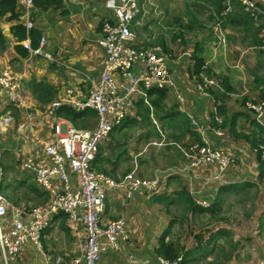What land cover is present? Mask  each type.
<instances>
[{
  "label": "crops",
  "instance_id": "0c3cea01",
  "mask_svg": "<svg viewBox=\"0 0 264 264\" xmlns=\"http://www.w3.org/2000/svg\"><path fill=\"white\" fill-rule=\"evenodd\" d=\"M214 1L217 0H157L160 3V11L158 10L156 17L152 15L144 19L146 6L151 3V0H139L143 13L139 12L137 15L139 17L136 16L134 19L135 45L147 48L159 47L166 57L173 80V85L166 88V96L161 103L164 109L173 108L175 114L170 118L167 117L165 121L157 120L158 129H163V134H170L173 139H176L175 141L184 144L187 140L194 139L189 132L184 133V127L188 126L194 131L195 136H199L201 140L203 137L208 139L212 146L224 150L236 163L230 165L219 179H213L216 173L214 165L185 168L186 160L180 151L176 147H170L173 158L168 167H172L174 172H169L164 180L160 181L157 190L141 189L135 191L130 198L124 196L123 190L110 192L105 200L104 211L111 215L126 213L122 218L126 222L127 239L119 242L116 250L108 249L103 252V264H158L155 250L164 233L166 243L172 242L174 246L184 251L186 255L183 256L186 261L184 264L207 257L214 243L220 242L221 238L226 239L229 245L238 246L239 243L232 229L220 225V215L215 217L219 222L214 225L208 235L204 236L205 242L202 246L208 247L202 252L207 254L205 257L200 255L199 259H192L187 247H182V242L180 244L174 238L169 239L170 228L175 221V218L169 217L170 207L177 203L183 205V210L187 211L185 202L187 193L194 200L202 197L211 203L220 189H227L221 193V201L234 193L249 192L244 197L251 200L248 205L249 211L245 215L247 217L255 215L258 202L250 197V188L254 189V195L257 194L256 188L260 189V193L264 190V174L261 176L264 165H261L263 157L257 156L251 142L252 139L264 141V129L245 108V103L264 100V49L250 45L259 37L264 38V28H257V31L252 30L254 28H246L248 32H245L246 17L241 14L233 21H228L226 19L228 13L222 16L223 11L216 12ZM171 3L174 4V8L182 7L186 15V19H178L179 27L170 37L171 44H177L176 47H170L166 43L162 32L156 34L155 30L150 28V23L153 22L157 29L162 30L160 12L168 14ZM202 8L205 11L206 20L215 22L223 18L228 25L222 27L218 22L215 24L213 22L214 25L211 28L207 27L200 21L199 12ZM192 13L201 24L196 25L198 28L193 27L192 31L187 30L188 35H186L185 31L182 33L178 29L184 28V24L191 18ZM107 16L109 13L104 7V0H61L60 6L52 5L45 10L35 7L34 4L25 9L18 0H15L13 9L8 8L0 12V30L5 39L4 47H0V72L7 70L17 78L21 87L20 94L25 103L19 108L13 106L6 92L0 89V115L10 113L14 116V122L8 126V131L0 134V143L2 141L0 156L4 170L11 168L9 164L14 163L22 174L30 176L34 181L33 175L24 173L22 171L24 169L21 168V161L32 152L33 143L39 140L52 141L54 138L52 127L58 120L73 126L68 119L54 114L51 103L67 95L78 99L84 98L97 81L102 70L103 53L96 42V34L101 20ZM166 19L163 23L169 26ZM27 23H31L32 26L28 28ZM217 25L220 27L224 41L218 37ZM18 26L24 27L26 33V37L22 40H19L16 35ZM178 34L181 37H177ZM150 36L154 39L150 40ZM40 37H45L44 48L51 55L50 59L33 55L31 50L26 55H20L15 49L16 45H22L29 50L31 43L34 41L38 44ZM197 42L202 43L198 54L202 61L201 67L204 65L205 69H209L218 83V86L208 88L204 94L196 87L200 76L195 72L193 58ZM247 50L251 52L247 53ZM30 79L50 85L51 96L45 100H39L33 96L27 86ZM117 80L120 81L118 76ZM67 90H70V94ZM178 95H181V101L178 100ZM82 111H85L84 115L77 118L79 126L76 128H93L97 122L95 111L92 109ZM137 111V105H135L127 117L133 118L134 122L131 124L138 123V120L148 122L138 115ZM217 117L220 121L216 120ZM192 118L197 121V126L191 125ZM91 119H94L95 123L94 126L89 127L86 121L91 122ZM127 125L129 123L123 126ZM214 126L222 129V136L213 134ZM150 130L153 134L157 128ZM110 134L112 135L113 132ZM110 139L111 137L107 140L110 141ZM101 144L98 146L95 159H99L98 164L101 163L105 167L107 162L104 158L109 156L101 155ZM5 153L8 154L5 162L2 163V155ZM136 165L138 173L147 174L138 168V163ZM134 166L135 163L128 171ZM19 184L24 185V179ZM29 186L35 188L38 194L42 192L35 183ZM42 195L38 205L48 199L47 194ZM127 204L135 206L131 213L124 207ZM262 212L264 209L256 211L259 215ZM204 213L207 212L199 215ZM207 214L210 215V213ZM102 220H108L104 212ZM56 228L62 233V239L58 243H55L53 239ZM85 236L81 224L74 227L64 214L59 213L52 217L43 229V236L41 241L39 240L40 249L30 239L26 241L25 252L19 256H11L0 248V264H44V254L55 255L61 248H64L63 253H67L65 257L70 260L71 257L82 254ZM194 251V254L199 252L198 249ZM69 260H63L64 264H67Z\"/></svg>",
  "mask_w": 264,
  "mask_h": 264
},
{
  "label": "built area",
  "instance_id": "2783aa9c",
  "mask_svg": "<svg viewBox=\"0 0 264 264\" xmlns=\"http://www.w3.org/2000/svg\"><path fill=\"white\" fill-rule=\"evenodd\" d=\"M232 1L242 3L245 10L256 18L264 15V0H226L227 10ZM18 3L28 9L33 5V0H18ZM104 7L109 16L101 20L96 34V42L103 53L102 70L97 81L84 98L67 95L51 103L52 110L64 104L76 111L92 109L96 113V125L93 128H76L58 120L52 127L53 140L36 141L32 152L22 159L21 168L26 172L33 171L35 185L48 195V199L40 205L26 207L14 204L0 194V248L11 256L22 255L28 239L40 249L41 231L56 213L63 212L74 227L81 224L86 234L82 254L71 257L67 264H98L104 251L116 250L118 243L127 239L125 219L119 217L102 220L109 193L123 190L124 196L130 198L135 191L141 189L155 191L159 188L160 181L169 172H174L172 167L156 168L150 176H141L137 173L135 162L132 170L122 176L112 177L93 167L99 144L108 139L116 124L131 114L135 103L142 100L152 110L148 90L173 85L169 66L161 49L135 45L133 23L140 10L139 0H104ZM31 26V23H27L28 28ZM217 31L219 39L224 41L218 25ZM44 47L45 37H40L37 47L30 50L33 55L50 59L51 55ZM262 48L264 49V45ZM216 86L217 80L203 72L196 84L198 91L203 94L208 88ZM0 89L6 92L13 106L19 108L25 104L17 78L7 70L0 72ZM67 93L70 94V90ZM177 97L179 101L182 100L181 95ZM245 108L264 127V100L247 101ZM150 118L161 136L153 144L162 146L165 144V134L158 129L157 119L152 111ZM216 120L220 121V118L217 117ZM13 122L12 114L0 115V134L6 133ZM191 125L197 126L194 118L191 119ZM212 132L216 136L223 135L222 129L218 127H213ZM201 141L187 145L178 141L169 143L186 160L185 168L214 165L216 173L213 179H219L233 159L224 150L212 146L208 139L203 137ZM258 147L264 155V144H259ZM2 179L0 156V185ZM195 201L202 207L210 204L202 197ZM49 256L44 254V264H50ZM54 258L55 264L63 261L60 255L55 254ZM156 258L158 264H180L181 259Z\"/></svg>",
  "mask_w": 264,
  "mask_h": 264
},
{
  "label": "rangeland",
  "instance_id": "374dc122",
  "mask_svg": "<svg viewBox=\"0 0 264 264\" xmlns=\"http://www.w3.org/2000/svg\"><path fill=\"white\" fill-rule=\"evenodd\" d=\"M173 6L174 4L171 3V9L168 14L160 12V15H162L160 19V27H162V30L157 29V27L153 25V22L150 23V28L154 29L156 34H159L160 32L164 34L166 43H168L170 47H176L177 45L171 44L170 37L177 31L176 28L179 27L178 19H186L184 9L176 6L174 8ZM146 8L144 19L152 15L156 17L158 10L160 11V3H158L157 0H151V3L148 4ZM139 12H141V14L143 13L141 9ZM204 13L205 11L202 8L199 12L200 18L202 19H200V21L207 27L211 28L215 22L213 21V24V22L206 20ZM164 19H166L169 26H167L166 23H163ZM195 28L198 27L196 26ZM178 31H181L182 33L185 31V34L188 35L187 30L184 28H179ZM152 39L154 38L150 36V40ZM250 52L251 50H247V53ZM86 123L91 127L94 126L95 120L91 119V122L86 121ZM155 126L156 125L152 120L149 122L138 120V123H129L127 126H122L119 129H116L112 135L109 134L108 140L111 137L110 141L106 140L101 142V155L109 156L113 160L118 154L122 155V160L114 172L115 176L124 174V172L126 173L132 168L135 162L138 163V168L147 173L141 174L139 172L141 176L145 177H148L149 174L151 175L154 168L163 169L171 165L170 161L171 158H173V154L167 149V147L171 146L173 148L175 146H169L168 141L172 142L176 139H173V136L164 133L165 145H154L153 142H157L161 139L160 134L159 136L155 133L151 134L150 129L154 128L156 130ZM0 145H2V141ZM124 150L126 151L125 153L122 152ZM7 154L8 153L2 155V163L5 162ZM9 159L13 160L11 157H9ZM9 166L11 168L7 170H4L2 167L3 179L0 185V194L7 197L14 204L24 205L26 207L38 205L42 196L29 186L34 183L33 179L31 180L30 176L22 174L16 164L10 163ZM110 167L111 165L109 163L105 164L106 169L110 170ZM22 171L28 173V175L32 174L34 176L33 171ZM73 178L76 180L75 176H73ZM22 179H24V185L19 184ZM37 188L40 189L39 186H37ZM255 190L257 191V194L254 195V189L250 188V197H253V199L258 202V205L255 207V210L258 211L259 209H264V190L261 193L259 188H256ZM248 193L249 192L234 193L224 198L220 210L215 213L214 217H211L207 213L202 215L195 214L194 216L192 213L189 214V211H184L182 208L183 205L177 203L170 207L171 212L169 211V217L175 218V221L170 228L169 239L174 238L179 241L180 244L182 242V247H187L192 259H199L200 255H204L202 254L204 249L208 248L203 247L202 243L205 242L204 236L208 235V233L214 228V225L219 222V220H216L215 218L216 215L221 216L220 225H225L232 229V232L235 234V238H237V242L239 243L238 246H232L228 244L226 239L221 238L220 242L214 243L212 251L208 252L209 255L207 257L201 258L198 261H192L190 264H264V227L262 228L258 225L259 214H257L256 211L255 215H250V217L245 215V213L249 211L248 205L251 201L250 198H244ZM146 202H148V200ZM124 207L129 213H131L135 206H129L127 204ZM121 213L123 214L113 213L111 215L104 211L106 219H115L126 215L124 212ZM133 215L136 216V214ZM42 236L43 230L41 231L39 238L41 239ZM53 239L55 243H58V241L62 239V233L58 228L54 231ZM196 249H198L199 252L194 254V250ZM178 251L181 254H179V256H182L183 258L185 255L184 251L182 249ZM63 252L64 248H61V250L56 252V255H60L64 261L69 260L65 257L67 253ZM49 255L50 264H55L54 255ZM103 256L104 253L101 254L98 264H103ZM64 261H61L59 264H64Z\"/></svg>",
  "mask_w": 264,
  "mask_h": 264
},
{
  "label": "trees",
  "instance_id": "16d2710c",
  "mask_svg": "<svg viewBox=\"0 0 264 264\" xmlns=\"http://www.w3.org/2000/svg\"><path fill=\"white\" fill-rule=\"evenodd\" d=\"M14 1L15 0H3V1H0V12L2 13L5 10H7L8 8L13 9ZM33 4L35 5V7L45 10V9L49 8L50 6H52V5H55L56 7L60 6L61 0H33ZM214 6H215V9H216V12L217 11L218 12L219 11H223V13H221V15L222 14L225 15L226 13H228L227 14L228 16L226 17V19L228 21H233L235 19V17H237V16H239L241 14L244 17H246V20L244 21V31L245 32H248L246 30V28H254V29H252L254 31H257V28H264V15H259L256 18L250 12L246 11L244 5L242 3H240V2H238V1H232L229 10H227L226 0H217V1H214ZM189 12H191V11H189ZM216 22H218V24H221L222 27H225L226 25H228L227 22H224L223 21V18L217 19L215 21V23ZM199 24H201V23H199L196 20V18L194 17V14L192 13L191 18L188 20L187 23L184 24V28L186 30H188V31H192L193 30V27H195L196 25H199ZM99 26H100V24H99ZM99 26H98V28H99ZM16 28L18 29V31L16 32L17 38L19 40L24 39L26 37V33L24 31V27L18 26ZM178 36L181 37L180 34H178L177 37ZM253 37H254V35H253ZM263 40H264L263 37H259L253 44H250V45L258 46L261 49L262 46L264 45ZM4 45H5V39L2 36L1 30H0V47L3 48ZM37 45L38 44L33 41L31 43V48L33 49V48L37 47ZM195 46H196V48H195L194 54H193V58H194V61H195V66H196L195 72L197 73V75L198 74L200 75V73L203 72V73H206L209 76L214 77L213 74L210 73L209 69L208 70L205 69L204 65L201 67V62L202 61H201V58H199L198 54L200 52L202 43H198ZM15 49L17 50V52L20 55H26L27 53L30 52V50H27L22 45H16L15 46ZM27 86L30 89L32 95L35 96L39 100H45L48 97H50L51 94H52V88H51V86L48 85L47 83L43 82V81H38L36 79H30ZM148 93L150 95V104H151L152 110L150 109L149 106L145 105L142 100H139V101H137L135 103V105H137V109H138L137 114L138 115H140V116H142V118L148 120V122L151 121V119H150V113H151V111H152L153 115L156 117V119L157 120H160V121H165L167 117L170 118V117L174 116V114H175L174 109L173 108L164 109L163 108V105L161 103L163 101L164 97L166 96V88L152 87V88H150L148 90ZM53 112H54V114H56L58 116H61V117H64V118L68 119L69 121H71V123L73 124L74 127H77L79 125L77 124V121L76 120H77V118H80L82 115H84V112L85 111L77 112L72 107L64 104V105H61V106L57 107L56 109H54ZM127 117L125 118L126 120L123 119V121L125 120L124 122H120V123L116 124L112 128L113 131L111 130V132H114L116 129H118L119 127L123 126L125 123L134 122L133 118H131L132 119L131 120L130 118H127ZM183 122H185V121H183ZM216 124H217V121H216ZM259 126L264 129L263 126H261V125H259ZM214 127H218V126H214ZM82 128H84V127H82ZM184 128H185L184 133L185 132H189L190 135L194 138L193 140H187V142L184 143V145H187L188 143H191V142H198V143H201L202 142L201 141V138H199V136H195L193 134L194 131L190 130L188 128V126H185ZM161 131L163 132V129H161ZM154 133L156 135H158V136L160 134L158 130H156ZM168 135L169 136H172L170 134H168ZM169 142L170 141H168L169 146L172 145ZM259 144H264V141L252 139L251 145L253 146L254 149H256L257 156L258 157H261V156L263 157V158H261L262 159L261 165L262 164L264 165V155L261 154V149L258 147ZM170 147H167V149H169ZM122 152L125 153L126 151L124 150ZM104 159H105L104 160L105 162H107V163H109L111 165L110 170H108L104 166H102L101 163L99 165L98 164L99 159H94V161H93V167L95 165L94 168L96 170L101 171V172H103V173H105V174H107L109 176L116 177L115 174H114V172H115L116 168L118 167V164L122 160V155L121 154H118L115 157L114 160L111 159L110 157H105ZM233 163H236V161L234 162V160H233L232 164ZM137 173H138V171H137ZM263 174H264V170L261 172V176ZM34 190H35V192H37L35 188H34ZM225 190H227V189H220L219 190V193L217 194V196L215 197V199L213 200V202H211L209 204L208 207H202V206H200L187 193V196L185 198L186 210L187 211H190V213H192L194 215L196 213L200 214V213H203V212H207V213H210V215L212 217H214L215 216V213L220 210L221 203H222V201L220 200L221 199V196H222L221 193L223 191H225ZM228 191H230V190H228ZM43 193L44 192H41L39 194L42 195ZM42 197H43V195H42ZM158 199L159 200H162L163 198H158ZM59 213L64 214L63 212H58L55 215H57ZM64 215L66 216V214H64ZM258 225L260 227H262V228L264 227V212L260 213V215H259ZM165 232L167 233L168 231H165ZM164 235H165V233L160 238L159 245H158L157 249L155 250V254L158 257H163V258H166V259H169V260L176 259L177 257H179L180 252L178 250H180L181 248L178 249V247L177 246H174L172 242L166 243L164 241ZM232 246H236V245L233 244ZM184 256H186V255H184ZM202 256L205 257V256H207V254L204 253V255H202ZM180 257H181L180 264L186 263V261L182 258V256H180Z\"/></svg>",
  "mask_w": 264,
  "mask_h": 264
},
{
  "label": "clouds",
  "instance_id": "9594fccd",
  "mask_svg": "<svg viewBox=\"0 0 264 264\" xmlns=\"http://www.w3.org/2000/svg\"><path fill=\"white\" fill-rule=\"evenodd\" d=\"M39 42V41H38ZM32 49V48H29V50ZM109 137V136H108Z\"/></svg>",
  "mask_w": 264,
  "mask_h": 264
}]
</instances>
